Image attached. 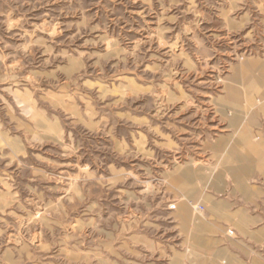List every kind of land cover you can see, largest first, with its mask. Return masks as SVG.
<instances>
[{
	"label": "rangeland",
	"instance_id": "rangeland-1",
	"mask_svg": "<svg viewBox=\"0 0 264 264\" xmlns=\"http://www.w3.org/2000/svg\"><path fill=\"white\" fill-rule=\"evenodd\" d=\"M262 66L264 0H0V264H214L204 193L238 190L215 145ZM212 231L220 264L264 263Z\"/></svg>",
	"mask_w": 264,
	"mask_h": 264
},
{
	"label": "crops",
	"instance_id": "crops-1",
	"mask_svg": "<svg viewBox=\"0 0 264 264\" xmlns=\"http://www.w3.org/2000/svg\"><path fill=\"white\" fill-rule=\"evenodd\" d=\"M232 136V141L227 137L220 139L215 145V153L223 155L224 167L215 177L213 185L220 191L225 190L228 185L226 175L224 176L226 172L232 175L236 183L238 190L233 193L237 197L216 199L211 193H204L206 212L203 216V229L198 230L202 232V240L199 239V233L195 237L196 246L202 245L199 256L203 261H212L214 264H220L223 255H211L212 230L226 226L235 227L241 233V237L230 240L236 246L229 248L234 255L223 247L227 259L264 260L263 253L254 252L250 248L252 245L264 243V106L254 109L250 124H242L237 134ZM237 248L249 255L240 254Z\"/></svg>",
	"mask_w": 264,
	"mask_h": 264
},
{
	"label": "bare ground",
	"instance_id": "bare-ground-1",
	"mask_svg": "<svg viewBox=\"0 0 264 264\" xmlns=\"http://www.w3.org/2000/svg\"><path fill=\"white\" fill-rule=\"evenodd\" d=\"M239 67H242V69H243L241 71L242 75L243 74L247 75V70H250V69L254 68V66L252 65V62H247V63H245V64H243L241 66H238V69H239ZM236 68H237V66H236ZM262 69H264L263 66H262ZM239 72H240L239 70L236 71V76L239 75ZM254 81H256L258 83H263L264 82V72L261 74V76L256 77V80H254ZM230 89H231V92H230L229 95L231 96V99L236 100L238 102L244 96V93H241V92L237 91L234 88H230ZM262 101H264V95H262V97H260L259 100H257V102H258L257 104L258 105L262 104V107H263L264 106V102H262ZM193 176H194V172L191 169L187 170L186 173H183V175H181L182 178H192ZM184 218H187L186 214H184Z\"/></svg>",
	"mask_w": 264,
	"mask_h": 264
}]
</instances>
